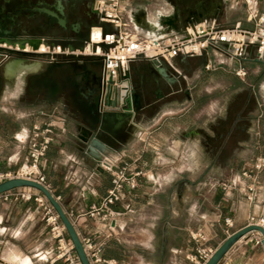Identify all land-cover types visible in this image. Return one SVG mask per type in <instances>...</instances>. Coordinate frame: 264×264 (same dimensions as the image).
I'll list each match as a JSON object with an SVG mask.
<instances>
[{
  "label": "crops",
  "instance_id": "crops-1",
  "mask_svg": "<svg viewBox=\"0 0 264 264\" xmlns=\"http://www.w3.org/2000/svg\"><path fill=\"white\" fill-rule=\"evenodd\" d=\"M6 1L0 0V9ZM217 1L209 12L203 0H125L124 18L135 33L151 39L177 35L186 24L206 17L214 18L219 27L239 23L242 28L253 29L244 21L243 1ZM258 1L264 13V0ZM86 2L59 0V8L68 16L74 4L83 16ZM19 22L26 23L24 19ZM13 51L17 52L0 49V172L15 173L27 165V137L32 127L44 123L50 114L60 119L64 132L56 134L40 171L80 240L88 238L96 244L103 260L119 264H190L187 258L198 246L217 249L227 237L249 225L250 218L264 227V170L259 175L254 202L246 198L247 179L223 191L222 185L208 179L207 169L187 167L186 161L193 155L184 151L185 145L192 143L190 138L204 125L187 121L189 105L172 103L156 108L153 103V98H164L162 84L167 85L171 95L183 93L186 101L192 99L193 87L200 85L194 76L203 73L207 65L218 75L217 86L226 89L229 80L234 99L241 94H245V100L256 99L258 85L264 88V82H260L264 63L256 61L253 50L244 61L253 68L245 82L234 75L232 61L207 50L199 56H177L168 64L152 62L151 66L163 69L164 75L157 71L152 76L155 82L148 92H142V82L150 62H134L131 80L142 102L135 109V122L130 124L121 114L97 113L96 91L93 93L97 79L84 61L46 64L13 56ZM13 59H22L24 65L14 64ZM42 64H46L43 69ZM141 68L145 70L140 72ZM171 109L176 111L174 115L164 119V111ZM210 126H206L205 133L200 132L199 143L204 142L202 136H210ZM231 127V141L237 145L232 159L248 161L246 166L250 168L254 159L264 154V109L256 100L252 109L235 111ZM135 131L138 133L132 134ZM96 141L101 144L93 147ZM216 141L223 143L224 136H217ZM101 158L115 161L116 168L130 163L143 174L136 178L134 189L124 187L122 199L105 215L91 218L88 211L100 205L111 187V173L97 167ZM183 160L184 167L178 168ZM244 168L223 173L232 181ZM192 176L199 178L193 181ZM19 191H8L7 200L0 202V264H63L61 260L50 262L56 243L50 238L44 210L34 199L17 198ZM195 235L204 240L197 242ZM218 264H264L260 236L248 234Z\"/></svg>",
  "mask_w": 264,
  "mask_h": 264
},
{
  "label": "built area",
  "instance_id": "built-area-1",
  "mask_svg": "<svg viewBox=\"0 0 264 264\" xmlns=\"http://www.w3.org/2000/svg\"><path fill=\"white\" fill-rule=\"evenodd\" d=\"M125 0H94L93 11L95 22L88 30L87 41L83 45L90 47V53L82 54L80 50L63 52L56 48L55 53L91 56L100 62V71L96 83V111L99 115L110 113L121 114L130 124L135 122L133 97L135 89L131 80V65L143 59L148 62H166L177 56H199L207 50H214L235 64L234 75L241 81H247L251 70L244 62L249 52L255 50V59H264V13L258 10V0H242L244 5V21L253 25V29L242 28L239 23L232 27H219L216 20L206 17L193 24H186L180 33L159 39L143 37L135 33L130 23L124 18L126 12ZM0 49L11 47L0 43ZM212 67L207 65L206 70ZM64 132L63 123L53 115L41 125L33 126L27 137L28 163L15 173L0 172V183L12 179L34 181L48 188L45 177L40 171V164L47 150L56 138V134ZM97 167L111 173V187L102 202L92 207L87 215L91 218L105 215L111 205L123 197L124 187L134 189L136 178L142 176V171L133 168L130 163L116 168L115 161L108 158L97 160ZM132 172L130 173V170ZM264 170V154L252 162L250 168L243 169L222 190L230 191L243 180H249L246 186L247 200L256 199L259 175ZM16 197L21 200L34 199L44 210V221L50 230V238L55 241V253L50 262L61 260L63 264H80L70 240L66 237L63 225L53 208L31 188H18ZM7 192L0 195V202L7 200ZM58 201V198L56 197ZM250 224H258L250 218ZM264 223V219H261ZM260 223V224H262ZM227 225L229 221H226ZM198 242L204 237L195 235ZM89 264H119L115 261H105L100 257V248L90 239L80 240ZM214 252L213 249L198 246L193 255L188 256L190 264H204Z\"/></svg>",
  "mask_w": 264,
  "mask_h": 264
},
{
  "label": "rangeland",
  "instance_id": "rangeland-1",
  "mask_svg": "<svg viewBox=\"0 0 264 264\" xmlns=\"http://www.w3.org/2000/svg\"><path fill=\"white\" fill-rule=\"evenodd\" d=\"M241 1L242 0H238ZM83 8V7H82ZM258 10L261 11V6L258 1ZM84 11H86L84 9ZM264 30V29H262ZM19 34V33H17ZM46 45V44H45ZM47 51L44 54H32L31 57H27L28 60H38L40 62L48 63L51 58L55 59L56 61H62L65 59H72L75 61H84V64L90 66L93 70V75L97 79L99 75V61L97 58L91 56H83V55H73V54H63L61 55L56 54L52 47L46 45ZM83 47V43L79 45L77 48ZM255 52V50H253ZM16 52L13 51V56H15ZM55 62V61H54ZM260 62L264 63V59L260 60ZM46 64H42V69L46 66ZM252 72L250 64H247ZM224 70L230 71V68L225 67ZM220 71V70H219ZM45 72H43L44 74ZM42 74V75H43ZM217 73L212 70H205L197 77V81L200 82V85L193 87L192 89V99L188 101L185 100V96L183 93H178L176 95H171L167 91V85L162 84L161 88L164 91V98L162 99H155L153 98L154 106L159 107L161 104H172V103H182L189 105L188 114H187V121L201 122L203 125V129L200 131L198 128V133L193 134L191 141L192 143H187L185 145L184 151L193 155L191 160L186 161L189 164L188 168H202L207 169L208 172V179L215 180V183H219L220 185L228 184L231 179H227L226 174L223 172L227 169L237 170L241 167H246L244 169L249 168L246 166L248 161L239 160V159H232L233 152L236 150L237 145L232 143L231 135L233 129L231 127L233 115L235 111L239 109H246L254 107V104L257 102L260 104V107L264 109V88L261 90V86L258 85V89L256 92V99L251 98L250 100H245V94H241L240 96L235 97L232 92V84L228 80V86L226 89H222L221 87L217 86ZM196 81V80H195ZM261 83L264 82V74L260 80ZM230 83V85H229ZM181 86H186L185 82L180 83ZM190 85V84H189ZM192 86V85H191ZM189 91V90H188ZM191 93V92H190ZM191 95V94H190ZM245 100V101H244ZM249 105V107H247ZM186 106V107H187ZM165 112V118H169L176 112L172 109ZM144 112H141V114ZM179 114V112H177ZM137 118V117H136ZM162 117L159 116L158 119ZM220 119H223L220 121ZM137 120V119H136ZM222 123L217 129V124ZM210 126L211 129L208 132L210 135L208 138L203 139V143L200 142V132L205 133L206 126ZM197 127L194 126L193 129L195 130ZM138 132L135 131L132 134H137ZM224 136L223 143H217L216 139L217 136ZM142 136V134H141ZM264 136V135H263ZM196 141L198 143H196ZM264 146V145H263ZM148 148V146H147ZM202 152V156L200 157L199 153ZM184 160L180 162L178 168L184 167ZM221 170L222 172H218ZM219 174V175H218ZM205 177V176H204ZM198 176H192L193 181H195ZM217 180V181H216Z\"/></svg>",
  "mask_w": 264,
  "mask_h": 264
},
{
  "label": "flooded vegetation",
  "instance_id": "flooded-vegetation-1",
  "mask_svg": "<svg viewBox=\"0 0 264 264\" xmlns=\"http://www.w3.org/2000/svg\"><path fill=\"white\" fill-rule=\"evenodd\" d=\"M49 1L51 3H48ZM86 1L83 16L78 14L74 4H71L67 11L69 15L66 16L64 12L59 13V0H8L0 9V39L9 42L38 41L40 46L46 44L54 50L59 48L62 52L79 50L77 47L87 41L88 30L96 19L92 8L94 0ZM21 19L26 23L20 24ZM32 54L36 53L16 52L15 56L26 59ZM54 61L62 62L51 58L49 63H55ZM93 85L95 87L96 80ZM153 94L155 96L157 92L154 90Z\"/></svg>",
  "mask_w": 264,
  "mask_h": 264
},
{
  "label": "water",
  "instance_id": "water-1",
  "mask_svg": "<svg viewBox=\"0 0 264 264\" xmlns=\"http://www.w3.org/2000/svg\"><path fill=\"white\" fill-rule=\"evenodd\" d=\"M59 13L63 14L62 9L59 8ZM1 44H5L8 46L7 40L5 39H0ZM9 47V46H8ZM83 47H80L79 50H81ZM17 52H22V53H28L25 51H20L16 50ZM257 62H259L258 59H256ZM152 62L148 64L146 67V79L145 81L142 82V92H148L149 89L154 85V80L152 76L157 74V71L160 72L161 74L164 75L163 69H154L152 66ZM145 68H141L139 71L143 72ZM87 86V84H86ZM95 89H93V93L95 94ZM142 102L141 98V93H135L133 97V107L134 109H137L140 107V104ZM93 147H98L96 144H101L98 141L94 143ZM31 188L34 190H37L42 194V196L46 199V201L49 203V205L53 208L55 211L59 221L64 227L65 233L67 237L69 238L73 250L80 262V264H89V261L86 257V254L84 252L82 243L80 241V238L78 237L74 226L70 219L68 218L67 214L64 212L62 209L60 203L56 200V197L51 193V191L46 188L45 186L38 184L34 181L26 180V179H12V180H7L5 182L0 183V195L11 191L13 189H18V188ZM251 233H256L260 236V239L264 245V227L258 224H249L246 227L240 229L239 231H236L229 237H227L224 242L214 250L212 255L209 257V259L204 263V264H218L221 259L227 254V252L241 239H243L245 236Z\"/></svg>",
  "mask_w": 264,
  "mask_h": 264
},
{
  "label": "bare ground",
  "instance_id": "bare-ground-1",
  "mask_svg": "<svg viewBox=\"0 0 264 264\" xmlns=\"http://www.w3.org/2000/svg\"><path fill=\"white\" fill-rule=\"evenodd\" d=\"M203 1L207 4L206 6H207L208 11L214 6L215 3L218 2L217 0H203ZM203 7L205 8V6H203ZM7 43H8L9 47H11L12 49H15V50L31 52V53L33 52V53H38V54H44V53L48 52L46 45L43 44V47H42V45L40 46V42H38V41H33V42H24V41L9 42V41H7ZM80 51L82 54L90 53V47L86 46L84 50L82 48ZM13 63L24 65V61L22 59H13ZM8 67H9V64L6 65V69Z\"/></svg>",
  "mask_w": 264,
  "mask_h": 264
}]
</instances>
